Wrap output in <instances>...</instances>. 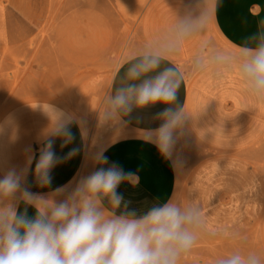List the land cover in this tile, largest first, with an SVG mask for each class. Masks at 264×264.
I'll return each mask as SVG.
<instances>
[{"label":"crops","instance_id":"crops-1","mask_svg":"<svg viewBox=\"0 0 264 264\" xmlns=\"http://www.w3.org/2000/svg\"><path fill=\"white\" fill-rule=\"evenodd\" d=\"M205 7L212 10L207 31L195 35L169 59L184 73L176 102L189 114L184 124L191 138L211 157L185 178L171 155L163 156L144 138L145 132L161 124L157 114L166 106L156 104L133 109L119 119L128 136L103 152L107 158L103 166L116 164L125 173L139 177L135 186L125 182L118 187L130 201L129 208L145 209L169 198L185 205L197 202L205 219L199 236L210 241H233L249 235L262 221L264 247V178L255 166L261 154L253 152L264 139V99L248 93L235 65L210 66L189 78L193 55L201 44H206L207 50L216 37L234 54L239 51L238 46L264 22V0H218L215 4L214 0H152L142 18V41L145 49L146 44L163 40L176 23L177 14H199ZM46 14L45 0H0V50L29 41L41 30ZM119 82L117 78L115 84ZM114 86L113 82L111 91ZM61 123H66L72 135L67 144L64 137L53 135ZM48 139L53 140L59 162L51 170V184L41 187L34 170ZM90 148L71 112L51 103L24 104L0 121V178L15 169L23 172L24 186L31 192L64 199L67 194L55 197V190L68 188L83 173ZM73 149L76 154L69 157ZM100 166L93 156L87 174ZM25 207L29 215L34 213L31 206L21 202L20 210Z\"/></svg>","mask_w":264,"mask_h":264},{"label":"clouds","instance_id":"clouds-1","mask_svg":"<svg viewBox=\"0 0 264 264\" xmlns=\"http://www.w3.org/2000/svg\"><path fill=\"white\" fill-rule=\"evenodd\" d=\"M211 15L210 7L199 14H177L163 40L146 44L143 52L119 64L113 77L115 86L104 99L102 118L119 120L133 109L165 105L157 114L160 126L145 132L144 138L163 156L170 155L189 114L176 103L184 73L169 58L195 35L207 31ZM206 47L201 44L194 53L193 70L235 65L248 93L264 99V22L235 54L205 56ZM53 135L64 137L65 144L72 140L66 123L58 124ZM94 159L101 166L82 177L64 199L31 192L24 186L23 172L15 169L0 178V200L8 201L0 204V264H179L190 252L205 225L197 202L185 205L169 198L145 209L129 208L130 201L118 187L125 182L135 186L139 177L116 164L105 168L107 158L102 152ZM58 162L53 140L48 139L34 170L41 187L51 184L50 173ZM66 191L67 186L57 188L54 196ZM21 202L34 213L29 215L27 207L20 210ZM214 264H264V251H231L216 258Z\"/></svg>","mask_w":264,"mask_h":264},{"label":"rangeland","instance_id":"rangeland-1","mask_svg":"<svg viewBox=\"0 0 264 264\" xmlns=\"http://www.w3.org/2000/svg\"><path fill=\"white\" fill-rule=\"evenodd\" d=\"M151 1L45 0L47 17L41 30L22 45L0 50V121L18 106L51 103L73 114L87 146L95 149L94 156L127 137L119 120H104L101 112L116 67L143 52L142 18ZM218 52L234 54L215 37L204 55ZM198 72L192 67L189 78ZM253 152L261 154L255 166L264 178V139ZM170 155L187 179L211 157L191 138L185 124ZM87 175L81 173L65 194ZM262 223L249 235L233 241H210L199 236L179 264H214L216 258L235 250L264 251Z\"/></svg>","mask_w":264,"mask_h":264},{"label":"bare ground","instance_id":"bare-ground-1","mask_svg":"<svg viewBox=\"0 0 264 264\" xmlns=\"http://www.w3.org/2000/svg\"><path fill=\"white\" fill-rule=\"evenodd\" d=\"M86 130V129H85ZM88 134V133H87ZM94 152H95V149L94 148H90L89 151H88V154H87V160H86V165L83 169V173L84 174H87V170H88V167L90 165V161L92 160L93 156H94Z\"/></svg>","mask_w":264,"mask_h":264}]
</instances>
